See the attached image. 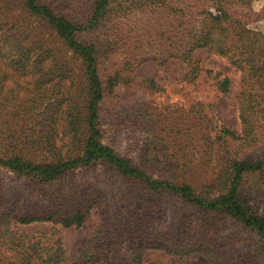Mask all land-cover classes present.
I'll return each mask as SVG.
<instances>
[{
    "label": "trees",
    "instance_id": "trees-1",
    "mask_svg": "<svg viewBox=\"0 0 264 264\" xmlns=\"http://www.w3.org/2000/svg\"><path fill=\"white\" fill-rule=\"evenodd\" d=\"M111 1L0 0V166L24 178L15 188L0 181V264H144L147 252L158 253L160 264H261L264 216L251 210L242 193L245 176L264 178V155L242 158L240 149L264 143V28L258 25L264 0L132 1L130 9L139 16L101 31ZM54 40L66 46L77 66L54 50ZM200 51L225 58L242 76L239 133L216 125L205 112L187 117L175 130L176 138L199 145L207 163L216 161L218 193L212 197L185 180L157 179L146 171L183 177L189 163L168 159L166 152L160 159L149 156L142 148L139 166L103 144L99 128L100 103L115 86L158 90L153 79L136 74L148 63L176 62L189 84L204 82L226 93L228 78L206 68ZM11 72L29 77L37 90L47 86L53 96L39 102L6 95ZM97 163L121 178L124 192L108 199L71 177ZM31 189L37 194L25 192ZM177 204L189 211L175 222ZM93 210L98 223L71 262L55 227L31 235L18 228L79 227ZM221 218L256 240L220 245Z\"/></svg>",
    "mask_w": 264,
    "mask_h": 264
},
{
    "label": "rangeland",
    "instance_id": "rangeland-1",
    "mask_svg": "<svg viewBox=\"0 0 264 264\" xmlns=\"http://www.w3.org/2000/svg\"><path fill=\"white\" fill-rule=\"evenodd\" d=\"M132 1L136 2L138 0H112L99 29L101 31L105 30L117 20L134 19L135 16H139V11L130 9ZM25 22L28 25H34L32 18L26 17ZM258 25L264 28V20L259 21ZM52 47L64 56L70 62V65L77 66V60L71 59L73 58L72 53L60 40H54ZM197 55L206 68L220 74V77L228 78L230 84L226 93L222 94L213 85L204 82H199L196 85L189 84L182 79L183 68L176 62L163 66H156L151 63L145 64L138 69L136 74L140 73L145 79H153L159 86L158 90L121 84L115 86L112 92L100 103V140L103 144L112 147L115 152L132 158L139 166H141V161L138 159V152L142 148H148L149 156H157L160 159L166 152L168 159L189 163L183 177L181 175L170 176V170L160 171V169L146 167V171L157 179L169 178L176 182L181 179L185 180L197 193L212 197L218 193L216 188V161L207 163L206 159L203 158L204 154L201 152L199 145H188L187 142L181 140L182 138H176L175 130L177 127L179 129L183 128L184 123L187 122V117L198 118L205 112L212 117L213 123H216V125L226 126L239 133L242 76L223 57L206 51H200ZM13 74L16 75L12 78L15 82L10 79ZM28 80L29 77L11 72L6 80L3 93L13 97L18 95L22 99L34 96L39 102L41 100L46 102L48 98L53 96L50 91H47V86H39L37 90L35 89L36 86H32ZM135 82L139 83L140 78ZM192 106H195L194 111L190 109ZM38 107L40 108L41 105ZM177 135V137H180L179 134ZM1 154L2 149L0 147V156ZM261 155H264V143L240 149V157L242 158L255 159ZM71 177L78 182L83 181L85 189H94L97 193H101L106 198L108 197V199L115 196L114 194L117 192H124L126 189L121 178L103 163H97L88 170L78 169ZM23 180V177L15 176L6 168L0 166V181L4 187L15 188L20 186ZM25 192L37 194L33 189L25 190ZM242 196L255 214L264 216V178L258 174L245 176ZM177 207L178 211L174 212L173 216L175 222L176 218L189 211L180 207L179 204H177ZM171 213L169 211L163 215L161 226L167 223ZM97 223L98 214L93 210L79 227L33 223L18 225V228L31 235L44 227H55L62 238L67 261L71 262L84 249L91 231ZM216 236L218 237L216 241L220 245L224 243L232 245L238 242L239 247L246 246L247 243L251 244L256 240L255 234L242 230L239 232L235 222H227L223 218L216 219ZM143 260L144 264L161 263L159 254L155 252L145 253ZM261 264H264V258Z\"/></svg>",
    "mask_w": 264,
    "mask_h": 264
}]
</instances>
